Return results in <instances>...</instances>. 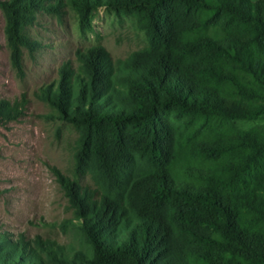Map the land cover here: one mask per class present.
<instances>
[{"label":"trees","instance_id":"obj_1","mask_svg":"<svg viewBox=\"0 0 264 264\" xmlns=\"http://www.w3.org/2000/svg\"><path fill=\"white\" fill-rule=\"evenodd\" d=\"M102 9L145 45L76 52L38 97L77 134L60 177L78 247L0 233V264H264V0H8L10 61L38 49L36 14ZM22 114L0 99V124Z\"/></svg>","mask_w":264,"mask_h":264},{"label":"rangeland","instance_id":"obj_2","mask_svg":"<svg viewBox=\"0 0 264 264\" xmlns=\"http://www.w3.org/2000/svg\"><path fill=\"white\" fill-rule=\"evenodd\" d=\"M0 0V99L18 102L21 116L0 124V233L10 239L51 240L78 247L66 221L72 210L60 177L93 187L86 176L73 174L77 134L72 126L52 117L53 110L38 97L39 89L58 79L64 62L75 67L76 52L102 46L116 61L145 45L144 34L129 18L98 10L91 31L81 32L75 13L64 7L60 15L38 12L26 29L38 49L23 51V73L10 61L5 16ZM256 1V0H253Z\"/></svg>","mask_w":264,"mask_h":264}]
</instances>
